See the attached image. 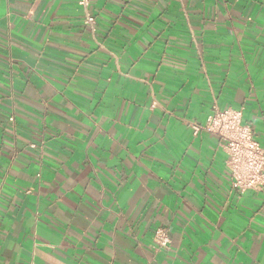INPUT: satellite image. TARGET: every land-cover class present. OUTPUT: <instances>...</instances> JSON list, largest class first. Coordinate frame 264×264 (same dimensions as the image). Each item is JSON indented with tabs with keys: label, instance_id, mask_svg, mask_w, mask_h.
I'll list each match as a JSON object with an SVG mask.
<instances>
[{
	"label": "crops",
	"instance_id": "crops-1",
	"mask_svg": "<svg viewBox=\"0 0 264 264\" xmlns=\"http://www.w3.org/2000/svg\"><path fill=\"white\" fill-rule=\"evenodd\" d=\"M80 1L0 0V264H264V0Z\"/></svg>",
	"mask_w": 264,
	"mask_h": 264
},
{
	"label": "built area",
	"instance_id": "built-area-1",
	"mask_svg": "<svg viewBox=\"0 0 264 264\" xmlns=\"http://www.w3.org/2000/svg\"><path fill=\"white\" fill-rule=\"evenodd\" d=\"M80 4L88 7L89 0H81ZM86 25L95 26L96 19L88 17ZM206 130L216 135L223 142L228 159L233 185L245 193L248 190L264 189V148L255 139L251 127L244 123L242 109H215L208 118ZM198 130V128H195ZM158 249H167L170 238L166 229H158L155 233Z\"/></svg>",
	"mask_w": 264,
	"mask_h": 264
}]
</instances>
